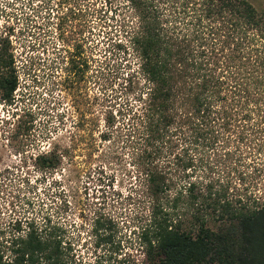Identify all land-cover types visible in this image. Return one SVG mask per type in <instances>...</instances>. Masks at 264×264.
<instances>
[{
    "label": "trees",
    "instance_id": "1",
    "mask_svg": "<svg viewBox=\"0 0 264 264\" xmlns=\"http://www.w3.org/2000/svg\"><path fill=\"white\" fill-rule=\"evenodd\" d=\"M126 2L135 20L128 44L137 66L124 88L133 102L119 115L125 138L136 146L148 204L138 237L144 258L150 264H264V197L228 198V184L189 176L196 158L211 170L208 153L249 159L254 172L264 173V12L245 0ZM5 39L0 36V99L11 105L18 80ZM60 163L55 148L34 157L39 170ZM9 242L13 258L3 263L0 256V264L59 263L60 241L38 228L18 229Z\"/></svg>",
    "mask_w": 264,
    "mask_h": 264
},
{
    "label": "rangeland",
    "instance_id": "2",
    "mask_svg": "<svg viewBox=\"0 0 264 264\" xmlns=\"http://www.w3.org/2000/svg\"><path fill=\"white\" fill-rule=\"evenodd\" d=\"M245 1L264 12V0ZM0 4L1 44L18 80L12 104L0 99L2 262L13 258L9 238L31 226L60 241L58 264H150L138 239L148 204L136 146L125 138L119 115L133 98L124 88L137 66L128 44L135 20L126 0ZM53 148L59 167L39 170L34 157ZM208 157L211 170L196 158L190 180L228 184V198L264 197V173L254 172L249 159Z\"/></svg>",
    "mask_w": 264,
    "mask_h": 264
}]
</instances>
